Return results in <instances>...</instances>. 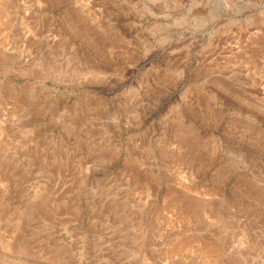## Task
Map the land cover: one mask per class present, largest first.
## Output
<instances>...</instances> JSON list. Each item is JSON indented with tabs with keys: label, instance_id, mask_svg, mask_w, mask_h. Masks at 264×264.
I'll return each instance as SVG.
<instances>
[{
	"label": "rangeland",
	"instance_id": "1",
	"mask_svg": "<svg viewBox=\"0 0 264 264\" xmlns=\"http://www.w3.org/2000/svg\"><path fill=\"white\" fill-rule=\"evenodd\" d=\"M0 264H264V0H0Z\"/></svg>",
	"mask_w": 264,
	"mask_h": 264
}]
</instances>
